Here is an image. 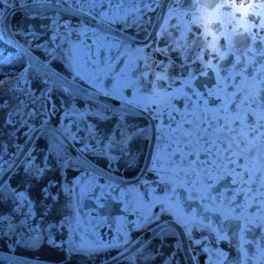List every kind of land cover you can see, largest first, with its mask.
Instances as JSON below:
<instances>
[{
    "label": "flooded vegetation",
    "instance_id": "flooded-vegetation-1",
    "mask_svg": "<svg viewBox=\"0 0 264 264\" xmlns=\"http://www.w3.org/2000/svg\"><path fill=\"white\" fill-rule=\"evenodd\" d=\"M199 2L239 8L264 0ZM189 3L194 5L195 0H184L183 5L159 0L152 11L144 12L145 5L135 0H111L91 13V5L85 0H14L10 8L2 6V35L8 38L6 20H10L12 11L11 40L27 53L17 54L26 61L24 67H31L24 78L9 74L1 77L13 80L0 87V216L4 217L0 220V264H216L217 251L227 255L224 264H236L237 260L243 264L239 222L218 223L222 217L203 219L212 214L202 211L199 199L186 201L183 189H177L181 207L176 212L162 211L175 205L167 200L161 205L157 200L172 193L151 170L153 157L166 158L168 146L175 148L172 134L188 101L176 96L172 108L157 117L152 107H143L148 95L145 87L151 86V78L142 74L146 63L159 64L165 59L159 51L166 39L158 34L159 18H167L169 7H183L189 10L184 18L187 22L195 11ZM133 8L141 12H130ZM117 10L121 15L127 12L126 18L101 23L99 13L112 16ZM226 10L231 8L221 12ZM236 16L239 19L241 13ZM192 27L195 31V25ZM101 44L103 48L98 51ZM117 44L119 47H113ZM77 49L88 58L102 57L114 70L123 69L126 77L114 71L101 81L105 91H112L117 80L123 83L127 79L122 94L97 93L82 72L78 75L70 55ZM170 55L178 64L177 53ZM175 71L178 74L179 69ZM205 80L213 84L208 77L198 82ZM179 88L177 79L171 90ZM129 136L131 139H127ZM42 141L47 143L43 148L48 150L46 163L50 169L36 178L27 170L37 168L31 164L32 153L38 152L34 147ZM34 164L40 163L36 159ZM13 189L24 193L27 201L16 198ZM249 212H255V208L245 210L246 215ZM193 213L201 223L189 236L181 216L191 219ZM147 217L154 219L144 223ZM209 223L217 231L222 229L220 234L226 239L216 240V232L203 228ZM32 235L39 236L40 243L25 246L21 241ZM201 238H206L202 244L194 242ZM244 238L247 254L255 257L256 251L264 248V227L252 226ZM49 240L55 241V246Z\"/></svg>",
    "mask_w": 264,
    "mask_h": 264
},
{
    "label": "snow or ice",
    "instance_id": "snow-or-ice-1",
    "mask_svg": "<svg viewBox=\"0 0 264 264\" xmlns=\"http://www.w3.org/2000/svg\"><path fill=\"white\" fill-rule=\"evenodd\" d=\"M25 2L21 0V3ZM79 2L81 0H77ZM85 2L91 5V13L93 9L111 0ZM135 2L145 5L144 12L152 11V6L159 4V0ZM173 3L183 5L184 0H173ZM8 4L9 0H0V16L3 15L2 6ZM193 6L195 11L191 12V19L187 22L184 18L189 15V10L183 7H169L167 18H159L158 34L166 37L165 47L159 51L165 59L159 64L146 63L142 74L151 78V86L145 87L148 95L144 98L143 107H152L157 117L172 108V100L176 96H183L188 101L185 114L172 134L175 148L172 144L168 146L170 151L166 158L159 155L153 157L151 170L160 175V182L166 187L170 186L172 193L171 196L166 194L165 198L157 197V200L161 205L165 204V200L175 205V208H162V211L176 212L181 207L176 199L177 189H183L187 193L186 201L199 199L202 211L212 214L203 219L222 217L223 220H218V223L233 220L239 222L242 241L239 247L244 253L243 264H251L253 259L255 264H264V248L258 249L253 257L243 247V244L248 243L244 233L250 231L252 226L264 227V3L249 4L247 7L241 4L237 8L236 5L227 6L223 3L210 6L195 0L194 5L189 3V8ZM228 7L231 11L221 12V9ZM129 11L141 12L139 8ZM237 12L241 13L239 19ZM127 14L125 12L121 15L117 10L112 16L108 12H101L99 16L101 23L111 24L125 19ZM170 28H175V31H170ZM102 48L101 44L97 50ZM136 51L142 52V49ZM172 52L177 53L178 64L170 55ZM70 55L77 74L82 72L97 93L122 94L128 84L127 79L123 83L117 80L112 85V91H105L101 81L114 71L126 77L123 69L114 70L112 64L105 62L102 57L88 58L81 49L70 52ZM112 59L115 60V57ZM144 59L150 60L149 57ZM29 68L24 69L21 78L26 76ZM176 69H179L178 74ZM203 77L210 78L213 84L209 85L207 80L199 83ZM177 79L180 80V88L172 91ZM8 122L11 123V120ZM120 135L123 137L124 134ZM127 139H131V136ZM173 157H178V160ZM27 172L36 178L43 175V170L38 167L34 171L30 168ZM221 181L228 183L221 184ZM229 184L235 187H229ZM218 185L225 192H220ZM44 191L47 193V189ZM12 194L27 201L24 193L13 189ZM2 199L3 185L0 184ZM250 208H255V212L246 215L245 210ZM3 219L0 216V220ZM151 219L154 217L143 218V222L147 223ZM181 219L184 220L189 236L192 229L201 223L195 220V213L191 219L182 216ZM203 228L216 232V240L226 239V236L220 234L222 229L217 231L211 223L203 225ZM204 239L194 242L202 244ZM21 242L27 247H36L40 238L32 235ZM49 243L55 246V241L49 240ZM83 250L92 252L96 249ZM204 251H208L207 247ZM215 258L216 264H224L228 259L223 251H217ZM236 264H241L240 260Z\"/></svg>",
    "mask_w": 264,
    "mask_h": 264
},
{
    "label": "rangeland",
    "instance_id": "rangeland-1",
    "mask_svg": "<svg viewBox=\"0 0 264 264\" xmlns=\"http://www.w3.org/2000/svg\"><path fill=\"white\" fill-rule=\"evenodd\" d=\"M14 2V0L12 1ZM11 1H9L8 5H3L7 8L11 7L12 4ZM5 13L3 12V15L0 16V35L3 36V29L5 27V18H4ZM12 28V26H11ZM13 30V28H12ZM0 78L4 75L9 74L10 76L13 75V73H20L21 71L24 70V65H26V61H24L20 56L17 54H11L9 56H3L2 55V50H0ZM15 76V75H14ZM44 144L46 145L45 141L38 142L37 145H35L34 149L38 147V152L33 151V160L31 164L34 166L41 168L43 171H47L50 169V165H48V162L46 163L48 159V150H44L43 146ZM43 155V156H40ZM40 156V157H39ZM36 159L39 161L40 164L35 165L34 162Z\"/></svg>",
    "mask_w": 264,
    "mask_h": 264
},
{
    "label": "water",
    "instance_id": "water-1",
    "mask_svg": "<svg viewBox=\"0 0 264 264\" xmlns=\"http://www.w3.org/2000/svg\"><path fill=\"white\" fill-rule=\"evenodd\" d=\"M10 14H12V11H9V14H8V17H10ZM9 41L11 42V44L16 48V49H18V50H20L22 53H24L25 55H27V53H26V51L24 50H22L13 40H11L10 38H9Z\"/></svg>",
    "mask_w": 264,
    "mask_h": 264
}]
</instances>
